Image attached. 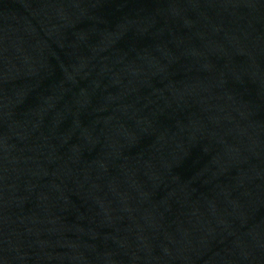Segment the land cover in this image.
Returning a JSON list of instances; mask_svg holds the SVG:
<instances>
[{
  "label": "water",
  "instance_id": "obj_1",
  "mask_svg": "<svg viewBox=\"0 0 264 264\" xmlns=\"http://www.w3.org/2000/svg\"><path fill=\"white\" fill-rule=\"evenodd\" d=\"M0 264H264V0H0Z\"/></svg>",
  "mask_w": 264,
  "mask_h": 264
}]
</instances>
